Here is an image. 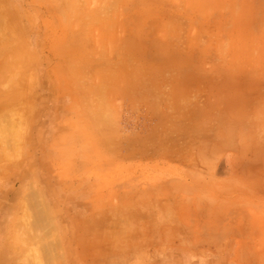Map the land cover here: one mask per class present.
<instances>
[{
	"label": "rangeland",
	"instance_id": "obj_1",
	"mask_svg": "<svg viewBox=\"0 0 264 264\" xmlns=\"http://www.w3.org/2000/svg\"><path fill=\"white\" fill-rule=\"evenodd\" d=\"M149 3L92 25L81 79L58 72L49 40L32 54L17 37L0 45V264H264V157L246 152L244 183L228 182L214 169L224 152L202 142L264 117V0ZM94 126L148 129L149 145L83 147L70 130Z\"/></svg>",
	"mask_w": 264,
	"mask_h": 264
},
{
	"label": "crops",
	"instance_id": "obj_2",
	"mask_svg": "<svg viewBox=\"0 0 264 264\" xmlns=\"http://www.w3.org/2000/svg\"><path fill=\"white\" fill-rule=\"evenodd\" d=\"M214 1L216 0H161V5L164 8H200L201 6H216V3H213ZM30 2L33 5H37L26 7L22 3V0H0V45L2 44L4 48H10L12 40L15 41L17 37L19 43L23 44L22 52L28 54L31 52L30 49H32V46L36 45L38 41H45L47 44L49 40L47 45L51 55L57 59H63V62L59 65L58 72L66 73L65 76H68L66 78L69 81L71 77L70 73L73 74L72 78L74 79H81L83 75L86 65L85 57L90 55L89 50L91 46L90 39L87 36L89 33L91 34L92 29L96 28L92 25H98V28H100V24L118 22V19H115V16L119 6H124V8L127 7L130 9L138 7L149 9L155 7V4L149 3V0H146L145 4L140 3L139 1L133 2V0H30ZM43 8L47 12L45 18L51 24L50 28H48L50 33L49 37L42 33H38V25L40 24L41 18L40 11ZM16 19L19 20L20 26L22 24L20 29H16ZM56 24H59L60 26H55ZM15 34H17V36ZM210 34H212L211 38H213L214 34ZM25 48H29V50L27 51ZM75 64L77 65V69L74 67ZM51 70L50 72L53 71ZM76 70L78 75L75 73ZM70 83L74 85L73 82ZM81 92L82 90H73V93H77L78 95H80ZM72 103H74V101ZM67 104L70 105L68 102ZM83 105L84 104L81 106ZM256 111L261 113V110L259 111V109ZM24 117L25 116H21L19 118ZM69 117L82 120H86L87 118L86 112L84 111L82 113L70 112ZM98 117L104 118L101 113ZM26 118H28V116L25 117V119ZM95 118L97 117H94L93 119ZM117 118L118 116L116 112L115 120H117ZM70 130H72V132H77V134H75L76 136L83 137L81 139L83 147L90 146V139L92 141V137L97 144L99 142L97 146H106L109 136L115 137L116 147L121 150H123L124 147H129L131 151L136 148L146 149L149 145L148 137L150 135L148 129L147 131L144 129L141 132L139 130L131 129L129 130L130 133H126L123 128L117 127L112 131L106 126H94L90 128L72 127ZM202 132L203 136L219 137L216 139L211 138L210 141L203 140L202 142L215 141L214 143H210V150L224 152L221 160L217 163L214 169L219 170L222 168L224 172L222 178L228 180V182L234 180H241L243 182V180L240 179L242 178V174L240 171H237L236 168L240 167L238 161H243L247 158L248 154H245L246 152H251V154L259 153V159H261L260 154L264 157L263 116L254 119H234L232 126H226V128H211L209 130L205 129V131ZM179 135L183 136L185 134L179 132ZM127 137H130V139L128 140ZM214 174L216 173L214 172ZM259 180L260 184H264V176H260ZM261 195H263V191L260 192V201H264ZM260 237L262 239L264 237L262 231ZM184 238H186V236ZM193 241H198V238L196 237ZM156 248H160L158 249V252H160L162 246L156 245ZM173 248L176 252L186 254V250L181 246H174Z\"/></svg>",
	"mask_w": 264,
	"mask_h": 264
},
{
	"label": "bare ground",
	"instance_id": "obj_3",
	"mask_svg": "<svg viewBox=\"0 0 264 264\" xmlns=\"http://www.w3.org/2000/svg\"><path fill=\"white\" fill-rule=\"evenodd\" d=\"M35 191H36V190H35ZM32 194H33V193H32ZM37 194H38V193H37ZM30 195H31V194H30ZM32 196H33V195H32ZM32 196H31V197H32ZM32 198H33V197H32ZM33 199H34V198H33ZM33 199H32V200H33ZM29 202H30V201H29ZM30 203H31V202H30ZM30 203L27 205V207H28L29 205H30V207H31L32 204H30ZM34 204H35V203H34ZM34 204H33V205H34ZM36 206H38V205H36ZM38 209H39V207H37V210H38ZM40 209H42V208H40ZM27 210H28V208H27ZM24 213H25V212H24ZM20 214H21V213H20ZM36 214H37V213H36ZM24 215H25V214H24ZM38 215H39V214H38ZM42 215H43V214H42ZM44 215H45V214H44ZM46 215H47V214H46ZM24 217H25V216H24ZM41 217H42V216H41ZM47 217H48V216H47ZM28 218H29V216H28ZM45 218H46V217H45ZM21 219H22V218H21ZM25 220H27L26 217H25ZM29 220H30V219H29ZM46 220H48V219L46 218ZM20 221H21V220H20ZM26 222H27V221H26ZM20 223H21V222H20ZM20 223H19V224H20ZM24 223H25V221H24ZM24 223H22V224L24 225ZM35 223H37V221H36ZM25 224H26V223H25ZM28 225H29V223H28ZM28 225H26V226L28 227ZM29 226H30V225H29ZM31 226H32V225H31ZM34 226H35V225H34ZM34 226H33V227H34ZM38 226H39V225H38ZM38 226H37V227H38ZM20 227L22 228V225H21V226L18 225V228H20ZM18 228H17V230H20V229H18ZM30 228H31V227H30ZM30 228H28V229H30ZM25 229H26V228H24V230H25ZM28 229H27V230H28ZM14 231H15V230H14ZM31 232H32V231H31ZM31 232H30V233H31ZM38 232H39V231H38ZM38 234H39V233H38ZM34 237H35V236H34ZM36 238H39V237H36ZM35 240H36V239H35ZM35 240H34V242H35ZM40 240H41V239H40ZM32 242H33V241H32ZM32 242H31V243H32ZM53 253H55V252H53ZM32 254H35V253H32ZM59 257H60V256H59ZM39 259H40V258H39ZM36 262H37V260H36Z\"/></svg>",
	"mask_w": 264,
	"mask_h": 264
}]
</instances>
